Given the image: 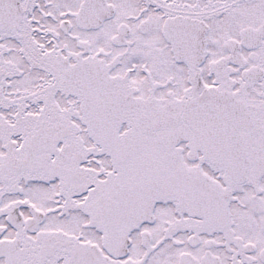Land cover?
Here are the masks:
<instances>
[{"label":"snow or ice","instance_id":"snow-or-ice-1","mask_svg":"<svg viewBox=\"0 0 264 264\" xmlns=\"http://www.w3.org/2000/svg\"><path fill=\"white\" fill-rule=\"evenodd\" d=\"M0 264H264V0H0Z\"/></svg>","mask_w":264,"mask_h":264}]
</instances>
